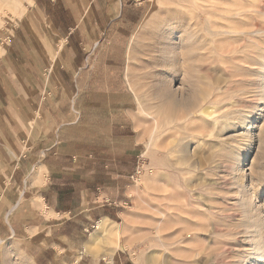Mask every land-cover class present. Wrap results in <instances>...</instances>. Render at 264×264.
<instances>
[{
    "label": "rangeland",
    "instance_id": "rangeland-1",
    "mask_svg": "<svg viewBox=\"0 0 264 264\" xmlns=\"http://www.w3.org/2000/svg\"><path fill=\"white\" fill-rule=\"evenodd\" d=\"M117 1L99 0V11H94L92 17L107 21L114 16L112 4ZM252 1L243 0L242 16L229 20V32L225 34L226 27L213 25L204 2L145 0L137 5L132 0L134 6L144 10L140 24L128 30L113 28L118 31L115 38L110 43L106 39L96 49L85 43L71 49L65 47L61 38L49 41L39 36L33 25L32 0H0V114L4 125L14 136L17 126L24 124L30 140L27 147L34 146L36 153L49 148L51 142L40 144L35 140L57 132L49 115L38 108L51 109L58 119L68 123L61 128L58 147L66 164L75 158L74 175L78 179L90 177L83 168L78 169L85 158L86 163L89 158L93 163H97L98 156L104 159L109 167L97 169L92 178L104 176L113 201L116 197L122 199L121 218L115 223L123 224L127 240V247H120L113 254L112 264H264V0H255L258 7ZM87 38L92 40V34ZM14 40L21 53L25 51L19 70L21 78H11L2 61L7 50L12 54L10 48L17 52ZM78 64H82L79 73ZM61 66L67 95L56 74ZM56 76L62 84L59 87ZM186 78L201 93H211L216 100L203 107L199 114L202 120L186 124L198 129L207 126L209 117L215 120L208 124L212 134L204 130L193 141L191 150L197 164L193 173L198 184L194 210L203 214V236L163 244L153 238L151 241L145 230L148 225L143 196L161 157L159 148L167 147L170 127L180 114L175 98L182 97L180 88ZM182 89L188 97L187 85ZM71 101L75 104L71 115L61 105H54H69ZM182 133L176 136L179 138ZM126 134L132 139H123ZM131 148L138 153L135 172H114L119 153ZM37 171L39 177L32 179L30 174ZM22 178L16 177L20 191L24 190L23 205L17 209L29 216L24 230L20 225L19 233L11 238L7 227L0 225L4 237L0 238V264H35L26 247L29 236L39 232V214L46 212L37 190L49 179L48 169L32 165L24 181ZM211 193L219 197L218 212L208 210L213 203ZM243 200L250 211L253 209L250 230L243 222ZM12 209L9 216L16 215V209ZM6 211L0 208V218ZM97 225L86 232L88 241L81 249L83 261L110 264L105 255L113 241L89 245ZM213 227L218 230L214 232ZM156 253L158 256H153Z\"/></svg>",
    "mask_w": 264,
    "mask_h": 264
},
{
    "label": "crops",
    "instance_id": "crops-1",
    "mask_svg": "<svg viewBox=\"0 0 264 264\" xmlns=\"http://www.w3.org/2000/svg\"><path fill=\"white\" fill-rule=\"evenodd\" d=\"M98 2L99 0H32L34 18L38 26L35 23L33 25L40 32L39 36H43L45 40L50 41V38L55 40L61 38L65 41L66 48L73 49L76 44L82 45L85 43L93 44L92 49H96L106 39L110 40L108 41L110 43L115 38L118 31L114 32L113 28L131 29L140 24V19L144 14V10L134 6L132 0H118L112 4L114 16L105 22H101L99 19L92 17L94 11H99L97 9ZM101 27L103 28L101 29ZM89 33L92 34V40L87 38ZM13 42L16 44L17 52L10 48L12 54L10 55L7 50L6 59L2 61L3 64L7 65L11 78H18L17 75L19 76V70L24 62L22 61L24 58L22 54L25 51L21 53L16 40ZM46 48L48 50L47 45ZM46 55L48 56V54ZM67 57L68 54H65V59ZM33 59H37L34 58V54ZM52 59H54V55ZM81 66L82 64L76 65L77 73L81 71ZM61 68L62 66L58 68L56 74L63 82V94L67 95L69 90L66 87L64 78L61 77ZM68 73L69 70L66 69V76ZM58 77L56 78V87L62 85ZM19 78L21 77L19 76ZM54 105H61L64 107L62 109L69 115L75 109L74 101H71L69 105L68 103ZM2 108L3 105L0 103V109ZM38 109L49 115L50 120L56 126L57 132L35 140V143L40 144L46 141L51 142L49 148L36 151V153H34V146L28 145L27 147L30 140L27 137L25 125H18V132L11 136L0 114V208L7 209L5 215L0 218V225L7 227L6 231L9 238L19 233L21 230H19L20 225L24 230V224L29 214L27 215L26 211L25 213L19 212L17 209V207L23 205L22 193L24 190L20 191L21 185L16 182V177H23L22 181H24L27 170L32 165L46 167L49 179L37 190V195L46 206V212L39 214V232L29 236L30 240L26 252L32 256L35 264H81L82 262L86 264L83 261L84 252L81 251L88 241L86 232L103 219L107 218L112 222H116L117 219L121 218L119 205H121L122 199L116 197L113 201V198H111L113 193L111 191L109 192L110 195L107 193L108 180L105 181L104 176L92 178V174L97 169L103 171L109 167L104 163L101 156H98L97 163H93L90 158L88 159L89 162L86 163L85 158L83 165L79 166L78 169L83 168L82 171L89 173L90 177L81 176L78 179L74 175L76 172L75 158L71 157V162L66 164L67 161L58 147L61 128L68 123L64 122L63 119H58L57 114L55 116L51 109L43 110L40 107ZM123 139L129 141L132 137L126 134ZM133 145L138 146L136 143ZM137 158L138 153L134 148L126 153H119V157L114 161V172L132 174L138 164ZM67 160L69 161V158ZM67 165L68 167H66ZM64 175H67L68 178H65ZM119 175L117 174V176ZM109 182V184L112 183ZM18 188L19 193L16 194ZM12 192L13 194L10 196ZM117 192L119 191L117 190ZM12 207L16 209L13 211V214L16 213V215L9 216ZM1 236L3 235L0 233V238H4ZM38 236L39 239H37Z\"/></svg>",
    "mask_w": 264,
    "mask_h": 264
},
{
    "label": "bare ground",
    "instance_id": "bare-ground-1",
    "mask_svg": "<svg viewBox=\"0 0 264 264\" xmlns=\"http://www.w3.org/2000/svg\"><path fill=\"white\" fill-rule=\"evenodd\" d=\"M192 1L206 3L207 13L210 15L213 25L218 28L226 27L225 34L229 32L227 30L229 20H232L233 17L242 16V7H245L243 0ZM253 1L252 3L257 2ZM32 19L38 26L35 18ZM185 80L183 79L180 88V91L182 90V97H178L177 95L175 98L176 103L180 108V114L174 118L176 121H173V126L170 127L171 134L166 138L168 144L167 147H163L162 149L159 148L161 157L156 161L157 165H155L152 174L148 179L149 181L146 184L145 195L143 196L144 213L147 215L145 219L148 225V229L145 230L149 232L148 236L149 238L151 237V241L153 238L163 244H169L170 241L172 244L183 241L185 242L187 240L190 241V239L193 238L192 236H203V232L201 231L203 228V214L194 210L198 199V196L196 195L198 184L193 178V173L197 170V164L193 161L191 150L195 145L193 141L199 138L204 130L208 129L209 135L212 134L209 125L211 123L213 124L215 120L212 117H209L211 120L207 122V126H205L206 124L201 125L198 129H195L194 127L188 128L186 124L202 120L199 119V114L203 110V107L210 104L213 105L216 100L211 93L206 92V94H203L196 89L189 78H186ZM184 85H187V91L190 93L188 97L185 95L187 93H184L182 89ZM175 90L177 91L179 88ZM213 113H210V116H212ZM48 120L54 124L49 118ZM178 132H183L179 138L176 136V133ZM39 175L40 171H37L36 173H33L31 177L33 179L34 176L39 177ZM241 190L244 191L243 189ZM218 198L217 193H211L210 199H212L213 203L209 205L208 210H216V212H218L216 209ZM242 207L244 212L243 222L247 224L246 228L250 230L251 225H249V223L254 216L252 214L253 209L250 211L244 200L242 202ZM110 224H114L116 227L112 229L109 227ZM213 230L215 232L218 228L213 227ZM125 232L126 229L123 228L122 223H115L107 218L103 219L99 221L95 231L91 233L92 238L91 244L89 245L92 246V243H99L102 240L113 241V246L109 249L110 252L105 255L106 259L112 264V256L117 249H120V247H127ZM254 246H256V244ZM90 249L91 247L88 246V252H90ZM153 256H158V253ZM255 262L251 264H257Z\"/></svg>",
    "mask_w": 264,
    "mask_h": 264
},
{
    "label": "built area",
    "instance_id": "built-area-1",
    "mask_svg": "<svg viewBox=\"0 0 264 264\" xmlns=\"http://www.w3.org/2000/svg\"><path fill=\"white\" fill-rule=\"evenodd\" d=\"M145 0H133V2L137 5H141Z\"/></svg>",
    "mask_w": 264,
    "mask_h": 264
}]
</instances>
